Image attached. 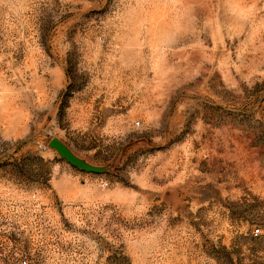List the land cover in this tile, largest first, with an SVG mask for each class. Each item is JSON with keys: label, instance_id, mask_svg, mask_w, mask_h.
<instances>
[{"label": "rangeland", "instance_id": "1", "mask_svg": "<svg viewBox=\"0 0 264 264\" xmlns=\"http://www.w3.org/2000/svg\"><path fill=\"white\" fill-rule=\"evenodd\" d=\"M0 264H264V0H0Z\"/></svg>", "mask_w": 264, "mask_h": 264}, {"label": "water", "instance_id": "2", "mask_svg": "<svg viewBox=\"0 0 264 264\" xmlns=\"http://www.w3.org/2000/svg\"><path fill=\"white\" fill-rule=\"evenodd\" d=\"M51 147L57 150V152L67 159L69 162L72 164H75L79 167L86 168L85 166L79 159H77L61 142H59L57 139H52L49 143Z\"/></svg>", "mask_w": 264, "mask_h": 264}, {"label": "built area", "instance_id": "3", "mask_svg": "<svg viewBox=\"0 0 264 264\" xmlns=\"http://www.w3.org/2000/svg\"><path fill=\"white\" fill-rule=\"evenodd\" d=\"M258 232H259V230L256 228V229H254V234L255 235H257L258 234Z\"/></svg>", "mask_w": 264, "mask_h": 264}]
</instances>
